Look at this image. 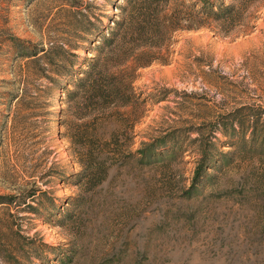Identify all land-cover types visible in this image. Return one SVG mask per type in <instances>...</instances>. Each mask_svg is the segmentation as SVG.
<instances>
[{"label":"rangeland","instance_id":"rangeland-1","mask_svg":"<svg viewBox=\"0 0 264 264\" xmlns=\"http://www.w3.org/2000/svg\"><path fill=\"white\" fill-rule=\"evenodd\" d=\"M200 2L104 51L97 106L63 71L126 1L0 0V264H264V0Z\"/></svg>","mask_w":264,"mask_h":264},{"label":"trees","instance_id":"trees-1","mask_svg":"<svg viewBox=\"0 0 264 264\" xmlns=\"http://www.w3.org/2000/svg\"><path fill=\"white\" fill-rule=\"evenodd\" d=\"M126 1V11L127 16L124 20L116 21L114 24V28H108L107 35L102 32H98V28L94 31H91L92 34L97 33L96 39H99V46L96 49L90 48L96 60L93 63L83 62L80 63L76 69L73 67L67 69V71H63L65 76H67V81L70 82L73 86V89H68L65 86L61 87L67 95V97L71 99H75L80 96L81 92L83 94H89V97L94 100L91 101L92 105H97L98 103H115L116 100L123 99V93H121L120 89L117 88L115 83V78H104L106 75L104 70L101 69L100 56L104 54V51L111 48L115 45V42L118 38H121L123 41V45L119 46L121 51L125 48V45H129L133 43L135 40L131 38V34H135L136 39L138 40L141 36H155V37H163V27L166 24H174L173 19H169L170 17L165 16L161 13V10L158 9V6H162L170 0H125ZM216 0H201L202 8L212 7V4H216L218 6L219 3H215ZM128 7V8H127ZM229 12L233 11V7H227ZM132 12V14L130 13ZM168 21V22H167ZM93 29H88L93 30ZM129 35V36H128ZM96 46V45H94ZM43 50V49H42ZM60 53V54H57ZM57 58H64L66 61H70L69 57L64 55L62 51H57ZM32 56L36 54V51L30 53ZM144 56H148V53H144ZM51 58V57H50ZM113 58L112 55L107 59L111 60ZM53 59V58H52ZM52 62V61H51ZM86 63V66H90L91 69L86 71L83 68V64ZM107 64V63H106ZM106 66V65H105ZM57 67V66H56ZM60 68V65H58ZM57 67V68H58ZM52 68V71L57 74L61 73V69ZM63 69V67H62ZM130 85V81L128 82ZM56 86H60L59 82L54 83ZM89 98V100H90ZM117 103V102H116ZM7 251V250H5ZM8 256V257H7ZM5 256L6 262L13 264V260H10L9 255Z\"/></svg>","mask_w":264,"mask_h":264}]
</instances>
